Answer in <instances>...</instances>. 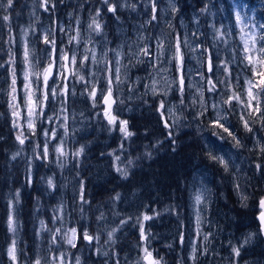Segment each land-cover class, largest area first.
Here are the masks:
<instances>
[{"label":"rangeland","instance_id":"1","mask_svg":"<svg viewBox=\"0 0 264 264\" xmlns=\"http://www.w3.org/2000/svg\"><path fill=\"white\" fill-rule=\"evenodd\" d=\"M4 2L6 3V0ZM42 3L43 0H14L12 9L0 10V17L9 16L8 21L0 19V105L8 116V127L14 141L13 147L15 146L12 154L5 152L2 160L3 168L0 169V179L10 173L9 164L17 158L22 167L16 170L18 172L20 169L25 175L26 189L31 188V181L35 179L44 190V198L49 200V219L43 220L38 217L36 220L32 251L26 252L29 256V264H33L37 257L43 258L42 264H49V262L59 264V261H54L53 258H58L60 253L65 254L64 264H76L77 253L80 249L90 248L95 251L97 248H102L99 240H94L89 244L79 238L81 231H87L93 236H100L99 233H101V230H88L86 200L81 201L80 189L85 176L93 178L95 174L97 177L104 174L106 169L102 157L119 155L111 150L106 151L103 156L100 153L86 151L88 142L87 140L83 142V138H80L79 135H90V129L96 130L100 126H105L109 131L114 128L103 116V107H93L92 100L88 98L83 83L79 82L78 76H73L71 72L79 68L78 62L86 51L89 54L94 51L99 63H90L87 70L81 68L79 75H84L86 80L93 82L99 80L98 89L106 88L105 59L114 62V53L108 52L107 57L104 53L107 49H116L118 45H123L118 51L122 53L120 74L121 80L124 82L113 85V96L117 103L113 105L112 114L119 120H125L124 115L131 112L136 103L143 105L145 97L155 98L156 109L159 102L163 100L166 108L171 110L170 113L165 112L162 117V121L166 119L169 124L173 125L172 136L169 138H194L200 143L205 154L206 160H200L191 166L186 181L187 218L183 231L185 264H237L238 259H240L239 264L251 262L257 264L258 261L249 262V258H240L244 254L241 251L242 247L249 246L252 241V229L243 227L240 232L233 235H229L227 232L222 234L220 231L217 233L214 230L215 226L213 227V224L216 225V220L207 215L206 208L212 197L214 172L220 189L223 190L224 186H230V192H233L231 195L241 208H250V194L248 195L247 189L254 186L255 201L252 202L254 206H251L254 214L256 213L254 207H257V199L261 196L259 191H264V153L260 150L254 153L250 150L248 153H241L236 149L238 147L234 146V142L229 139L227 133H224L226 138L223 140L214 136V132H222V129H214L210 125V122L215 121L217 117L226 116L227 122L223 119L220 122L237 134L238 139L241 137V145L246 139L250 146H255L257 143L256 146H259L260 149L264 147V127H262V122L257 119L259 114L253 113L251 117L245 114L244 118L249 120L253 129L252 132H248L243 127L240 116L242 113L250 112L251 109H245L236 101H233L231 106L224 103L234 92L239 93L241 98L247 102L245 89L248 86L245 79L249 76V72L241 63L243 56L241 28L243 25L236 24L235 12H241L244 23L249 26L244 31L248 32L253 23H264V0H173L177 9L175 12L172 11L168 0H159L158 19L152 23H148L152 15L150 0H112L113 4L119 5L115 14L107 12L106 6L101 3V0H48L47 11L40 6ZM132 5H136L135 10L132 9ZM206 5L207 11L201 12V9ZM97 9L101 13L98 18V22L103 25L101 33L89 28ZM117 16L119 20L116 19ZM217 29L224 32L225 35L217 38ZM46 34L50 40H56L57 49H62L69 56L75 52L77 64L66 66L67 80H62L58 70L53 69L57 79L53 83L50 78L49 86L57 88V97L51 103L46 102L44 116L39 119L33 118L35 124L33 132L28 130L25 119L28 110L23 103L26 91L24 73L25 71L29 73L27 82L30 83V88L27 91L36 93L33 99L41 96L42 73L48 67L49 56L52 54L51 46L44 43ZM177 34L187 40V44L182 48L185 74L183 105L179 102L180 94L175 91L176 85L171 83L178 76L176 62L173 60V45ZM140 36H143L144 39L140 40ZM157 36L163 40V48L160 51H157L156 48L155 37ZM71 37H76L78 42L74 41L69 44L68 41ZM145 44L151 45L152 56H140L139 59L144 63H137V58L132 53L137 52L139 47H143ZM25 49L28 51L27 63L25 62ZM205 49L207 52L204 51ZM208 55L213 57V64L218 66L214 76L207 72L205 61ZM149 60L152 62L149 63ZM225 61L231 62L229 64L231 76H227L222 70V62ZM34 66H37L38 74H40L39 78L36 74L39 80L37 89L32 87L30 78L31 69ZM13 69L16 71L17 91L15 95L17 96L16 103L19 105L17 110L20 112L18 119L13 117V109L10 106L12 104ZM201 73H203V79ZM237 75L239 82L236 79ZM210 76L213 81H224V83L217 84L215 93H210L207 90L209 85L206 80ZM65 84L71 90L67 97L60 94V88ZM145 85L148 87L145 88ZM153 86L157 91L156 95H153ZM201 91H203L202 98ZM164 92H167V95H163ZM121 100L122 104L119 103ZM261 101L263 103V97H261ZM62 102L66 111H62ZM97 103L99 104V95ZM213 104L216 105L215 108L212 107ZM205 108H207L206 112H204ZM201 112H204V115H199ZM65 116L67 120L64 119ZM48 117H52V120L49 121ZM14 120L19 127H13ZM253 120L256 122L252 123ZM115 128L119 135H122L119 125ZM167 130L169 133V129ZM21 131L24 136L28 137L23 145L16 140V136ZM45 131L49 132L47 138L44 136ZM53 131L55 132L54 138H52ZM46 140L49 154L47 158H43L41 152ZM61 141H63V148L67 155L62 156L55 151ZM81 147L84 151L78 157L75 156L74 153ZM209 151L213 155L224 158L228 164V171H225L219 163L208 158ZM15 153H19V155L13 159ZM256 165H261L262 172H256L258 174L253 176L251 173L257 169ZM116 167L119 165L113 163L112 168L116 169ZM101 171L103 172L101 173ZM49 178L52 179L54 187H49L47 183ZM196 192L203 194V201L200 204L195 203L194 194ZM134 194L135 190L131 189L126 197L130 198ZM219 196L224 197L217 194V197ZM5 204L6 240L2 244L3 257L8 261L7 264H26L25 258L16 259L13 262L7 254L13 241L16 242V245L18 244L20 232L15 217V201L11 195H8ZM31 211L30 214L33 213ZM10 215L15 221L16 231L14 233L9 231L8 227ZM58 217L59 219H57ZM41 221H45V225L42 226ZM243 222L244 225L249 223L245 220ZM71 228H76L78 232L77 244L74 249L63 238ZM56 229H61V231L57 232ZM107 229L109 232L113 227L110 226ZM107 232L102 234L101 239L108 238ZM138 234L140 235V229ZM205 236L208 237L207 240L204 239ZM1 237H3V233ZM248 237L251 239L245 244L244 241ZM150 240V236L147 242L142 240V248L148 247ZM234 247H240L238 257L233 254ZM149 250L151 251L150 248ZM16 255L18 258V249ZM178 264H183V262Z\"/></svg>","mask_w":264,"mask_h":264},{"label":"trees","instance_id":"2","mask_svg":"<svg viewBox=\"0 0 264 264\" xmlns=\"http://www.w3.org/2000/svg\"><path fill=\"white\" fill-rule=\"evenodd\" d=\"M31 70L32 87L37 89V66ZM155 102L154 97H145L143 105L136 103L132 111L124 115L128 121V131L133 133L128 138L119 135L116 128L109 131L105 126L90 129V135H79L83 142H88L87 152L103 156L106 151L111 150L121 158L116 161L112 155L102 157L106 169L104 174L84 178L80 191L83 189V199L86 200L87 227L89 231L101 230L99 243L102 248L95 251L90 248L80 249L77 253L80 264H136L143 252L137 218L142 219L143 215L154 216L153 219L144 221L145 231L150 233L148 247L153 256L160 260V264H185L183 231L187 218L186 181L191 166L206 158L200 143L194 138H169ZM7 117L0 105V169L3 168L5 152L12 154L15 149ZM19 161L17 158L11 161L10 173L0 179V264L8 262L3 257L2 249L6 240L4 218L8 195L15 201V217L20 232L16 245L19 254L17 259L25 258L26 264H29L26 252L32 251L36 220L38 217L49 219V200L44 198L43 188L32 178L31 188L26 189L25 175L20 170L22 164ZM129 161L132 163L126 165ZM113 163L128 171L127 178L112 168ZM17 168H20L18 172ZM131 189L135 190V194L128 198L126 195ZM216 189L217 194L224 197H211L206 208L207 215L216 220V225L213 224L215 232L233 235L243 227L256 228L253 209L241 208L228 186L221 190L217 181ZM117 193L119 199H116ZM101 213L103 220L98 219ZM121 220L127 222L121 226ZM243 220L251 226L249 223L244 225ZM110 226L117 228L113 235L114 242H107L108 238L101 239ZM241 251L244 254L240 258H254L257 259V264H264V241L257 246L242 247Z\"/></svg>","mask_w":264,"mask_h":264},{"label":"snow or ice","instance_id":"3","mask_svg":"<svg viewBox=\"0 0 264 264\" xmlns=\"http://www.w3.org/2000/svg\"><path fill=\"white\" fill-rule=\"evenodd\" d=\"M169 5L172 7V11H177L175 4L173 3V0H168ZM101 3L106 6V11L115 14L117 11V8L119 5L113 4L112 0H101ZM159 0H150V11L152 13L150 20L148 23H152L154 21H157V11H158V5ZM45 9V11L48 10V0H43V3L40 5ZM14 7V0H6V3L4 0H0V10L8 11L9 9H12ZM133 10H135L136 5L131 6ZM207 11V5L205 8L201 9V12ZM101 13L100 10H96V15L92 18V23L89 25V28H92L93 31L97 33H101L103 31V25L98 22V18L100 17ZM0 19L4 21L9 20L8 15H4L3 17H0ZM117 20H119V17H116ZM235 22L237 25H243L241 28V40H243V48H242V59L241 63L244 64L245 68L249 72V76L245 79V83L248 86L245 89V94L247 96V102H245L244 99L241 98V95L237 92H234L232 96L229 97L228 100H225L224 103L231 106L233 101H236L238 104L242 105L245 109H251L250 112L242 113L240 116V120L243 123V127L246 131L252 132L253 129L250 126L249 120L245 119V114L251 117L253 113L259 114L257 119H259L262 122V127H264V108L261 107L262 101L261 97H264V23H253L251 25V28L248 32H245L244 29L248 28L249 26L244 23V17L241 15L240 11L235 12ZM215 27V26H213ZM223 27V25H221ZM254 30V31H253ZM218 33V37H223L225 35L224 32H220L219 29L216 30ZM140 40H143L144 37L140 36ZM156 40V48L157 51H160V49L163 48V40L157 36L155 37ZM74 41H77L76 37H71L68 41L69 44H72ZM44 43L51 46L52 54L49 56V64L48 67L43 70L42 73V83L43 88L41 90L42 94L39 97H36L33 99L34 96H36L35 92H29L27 89L30 88V83L28 81L29 73L25 71L24 78H25V96H24V106L28 110V115L25 117L27 120V128L29 131H33L35 129L34 124V117L36 119L41 118L45 115L44 108L47 103H51L52 100H55L57 97V88L56 87H50L49 86V79L51 78L53 83H55L57 76L54 74L53 69L58 70V74L61 77L62 80H67V76L65 75V69L68 64L76 65L77 64V57L76 53L73 52L71 56H69L67 53L63 52L62 49H57V42L55 39H49L48 34L44 36ZM187 44L186 39H182L179 34L175 36V43L173 45L174 47V56L173 60H175V67L177 69L178 76L176 79H174L171 83L176 85L175 91H177L179 95V102L181 105L184 104V92H185V74L183 71L184 68V54H183V46ZM123 45H118L116 49H107L104 53L105 57H107L108 52L114 53V62H110L107 59H105V71L107 75L104 77L106 81V88L100 87L97 88V85L100 83L99 80H95L94 82L91 80H86L84 75H79L80 69L87 70L88 65L90 63H99V61L96 59L94 51H91L89 54L88 51L80 58L79 60V68H76L74 71L71 72L73 76H78L79 82L83 83V86L87 92V96L89 99L92 100L93 107L102 106L103 107V116L107 119L108 124L111 125L113 128H115L117 125H119V131L122 133L123 137L128 138L133 135L130 131H128V121L127 120H119L117 116L112 114L113 111V105L117 103V100L113 96V85L123 83L124 81L121 80V68H120V57L122 53L118 51V49L122 48ZM129 47H131L129 45ZM207 52V49L204 50ZM25 62L27 63V56L28 51L25 49ZM126 55V54H125ZM133 56L137 58V63H144L143 60L139 59L140 56L144 57H151V45L145 44L143 47H139V50L137 52L132 53ZM213 57L211 55H208L207 60L205 61L207 72L211 74V76L215 75L216 68L218 66L213 64ZM149 63L152 61L149 60ZM114 63V66H113ZM231 62H222V70L225 72L227 76H231L232 73L229 70V64ZM153 67H155V64H153ZM38 78L40 74H37ZM201 78L203 79V73L200 74ZM125 76L127 74L125 73ZM211 76L206 80V83L209 85L208 92L215 93L217 90V84L218 83H224V81H213L211 79ZM12 84H11V91H12V104L10 105L13 109L12 115L15 118L20 117V112L17 110L19 108V105L16 103L17 96L15 95L17 89H16V71L15 69L12 70ZM237 81L239 82V76L236 77ZM148 85H145V88H147ZM191 87V86H189ZM169 90H172L169 88ZM71 90L67 87V85H63L60 88V94L63 97H67L69 92ZM153 95L157 94V91L155 87L152 88ZM74 94V93H73ZM83 94V93H82ZM99 95V104L97 103ZM163 95H167V92H164ZM201 98L203 97V91L200 92ZM119 103H123V101H119ZM213 108L216 107L215 104L212 105ZM38 109V110H37ZM157 112L161 117H164L165 112H171L170 109L166 108L165 102L161 100L159 102V105L157 107ZM62 111H66L65 108H63V102H62ZM207 111V108L204 109V112ZM204 112L199 113V115H204ZM99 115V114H98ZM49 121L52 120V117L47 118ZM65 120H67V117H64ZM221 119H223L225 122H227V117H217L215 121L210 122L211 127L214 129L219 128L222 129V132H214L213 135L216 136L218 139H225L224 133H227L228 137H231L234 141L235 147H242L240 140L237 138L236 134L233 131H230L228 127H225L224 123H221ZM256 121L253 120L252 123H255ZM164 127L169 129V137L172 136L171 129L173 125L169 124L168 121L165 119L163 120ZM13 127L17 128L19 125L17 124L16 120L13 121ZM67 134V133H65ZM44 136L47 138L49 137V132L45 131ZM55 137V132H52V138ZM28 139L27 136H24L23 132L21 131L17 136L16 140L19 142V144L23 145L25 143V140ZM55 151L59 153L60 155H67V153L64 151L63 148V141H61V144L58 145L55 148ZM84 151L83 147H81L77 152L74 153L75 156H79ZM262 153H264V147L260 149ZM49 154L48 150V142L46 140L43 150L41 152V157L47 158ZM19 153H15L13 155V159L18 156ZM207 156L210 160L219 163L223 166L225 171H228V164L224 160L222 156L213 155L211 151L207 153ZM115 160L119 161L120 157L115 156ZM129 164L132 163V161L128 162ZM257 169L261 168V165H256ZM118 173H120L124 178H127L128 171L126 169H121L120 167H116L115 169ZM49 187H54L53 181L51 178L47 181ZM238 187V186H237ZM17 193V198H18ZM116 199H119V193H117ZM194 200L196 204H200L203 201V194L201 192H196L194 194ZM81 201H83V189L81 190ZM259 207L261 209L259 219L262 224H264V198H262L259 201ZM158 215V214H154ZM103 213H101V216L98 218L99 220H103ZM154 216L149 215H143L142 219L137 218V223L140 227V236L141 239L147 242L150 233H146L144 230V221H148L153 219ZM59 219V217L57 218ZM127 221L121 220L120 225H124ZM44 222L41 221V225L43 226ZM8 227L9 231L15 232V221L14 218L10 215L8 219ZM57 232H60L61 229H56ZM117 231V228H113L111 231L107 232L108 241L107 242H114L113 241V235ZM70 233V234H69ZM64 239H66V242L68 245L72 247H76V241L78 239V232L76 228H71L68 230V233L64 234ZM79 238L87 241L89 244L92 243L94 240H99V236H93L90 235L87 231H81L79 233ZM205 240L208 239L207 236L204 237ZM251 239V237H248L245 239L244 243H248V241ZM99 252V250H97ZM195 251V249H193ZM17 248H16V242L13 241L12 244L9 246L7 250V254L9 258L15 262L17 259ZM233 254L234 256L238 257L240 255V247H234L233 248ZM107 255V253H105ZM64 253H60L59 257H54L53 260H58L59 264H64ZM41 257H37L33 264H42ZM49 264H52V262H49ZM76 264H80L79 257L76 258ZM136 264H160V260L156 259L153 256V252L149 250L147 246L143 248V255L138 258Z\"/></svg>","mask_w":264,"mask_h":264},{"label":"flooded vegetation","instance_id":"4","mask_svg":"<svg viewBox=\"0 0 264 264\" xmlns=\"http://www.w3.org/2000/svg\"><path fill=\"white\" fill-rule=\"evenodd\" d=\"M262 107L264 108V97H263V103H262ZM250 119V118H249ZM236 136H237V138H239V136L236 134ZM232 142H234L233 140H232V138L230 137L229 138ZM240 139H241V137H240ZM239 139V140H240ZM242 140V139H241ZM245 140V142L242 144V147L240 148V147H238V148H236L237 150H240V152L241 153H243V152H246V153H248L249 152V150H250V152H252V153H254V152H256V151H259L260 150V148H259V146H256L257 145V143H256V145L254 146V145H248V143H249V141H247L246 139H244ZM226 141H227V139H226ZM252 150V151H251ZM256 172H258V173H260V172H262L261 171V169H256L255 170V172L254 173H251V175H253V176H256L258 173H256ZM215 172H214V177H213V179H212V182H213V191H212V197H216L217 196V189H216V181H217V178L215 177ZM253 188H254V186L252 185V187L249 189H247L249 192H248V195L250 194V200H249V203H252L253 202V200L255 199V192H254V190H253ZM230 186H229V191H230ZM259 192H261V196H259L258 197V199H257V204H258V201H259V199L260 198H264V191L262 192L261 190L259 191ZM231 194H233V192L231 191L230 192ZM251 206H254V205H250V208H251ZM255 209H256V212H257V210H258V206L257 207H254ZM254 218H255V214H254ZM255 221H256V224H257V226H256V228L254 227V228H250V229H252V231H253V237H252V241H251V243H249V246H257V245H259L260 243H263V241H264V234L260 231V229H259V226H258V222H257V220H256V218H255ZM249 226H251L250 225V223H249ZM249 262H251L252 260H255L254 258H249ZM255 261H257V259L255 260ZM253 262H251V264H252Z\"/></svg>","mask_w":264,"mask_h":264},{"label":"water","instance_id":"5","mask_svg":"<svg viewBox=\"0 0 264 264\" xmlns=\"http://www.w3.org/2000/svg\"><path fill=\"white\" fill-rule=\"evenodd\" d=\"M261 199H262V198H260L259 201H260ZM259 201H258V204H257V206H258V210H257V212L255 213V218H256V220H257V222H258V226H259L260 231L264 234V224H262L261 221H260V219H259V215H260V211H261V209H260V207H259Z\"/></svg>","mask_w":264,"mask_h":264}]
</instances>
